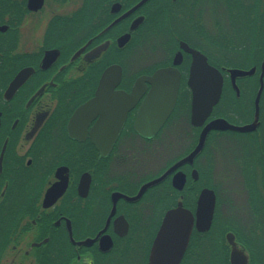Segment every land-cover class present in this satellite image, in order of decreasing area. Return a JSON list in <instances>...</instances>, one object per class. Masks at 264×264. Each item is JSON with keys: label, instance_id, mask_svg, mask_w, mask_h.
Instances as JSON below:
<instances>
[{"label": "flooded vegetation", "instance_id": "obj_1", "mask_svg": "<svg viewBox=\"0 0 264 264\" xmlns=\"http://www.w3.org/2000/svg\"><path fill=\"white\" fill-rule=\"evenodd\" d=\"M200 1L0 0V264H264V0H222L244 9L238 35ZM183 43L222 75L201 124ZM166 67L175 103L145 135L134 122ZM218 118L245 129L211 128L200 144ZM174 209L191 227L158 251Z\"/></svg>", "mask_w": 264, "mask_h": 264}, {"label": "water", "instance_id": "obj_2", "mask_svg": "<svg viewBox=\"0 0 264 264\" xmlns=\"http://www.w3.org/2000/svg\"><path fill=\"white\" fill-rule=\"evenodd\" d=\"M184 49L189 51L192 55V61L189 68L187 83L192 91L191 102V121L193 123L201 124L206 116L210 113L213 105L218 101L222 89V75L220 71L207 62V58L200 51L192 49L186 43L182 45ZM175 58V63L177 62ZM264 73V58L262 61ZM248 71H240L238 74H248ZM152 83L157 85L154 94L151 95L145 104L139 110L135 119V129L145 135L153 134L158 127L165 120L167 115L172 110L179 83L178 71L172 67L158 69L151 77ZM263 87V79L260 76L258 95ZM163 93L162 95L160 94ZM95 101L91 100L93 103ZM154 107V111L152 110ZM257 107V98H256ZM148 117H152L148 120ZM148 120V121H147ZM232 128L243 130L244 127H237L229 124L222 118L214 119L205 125L200 135V144L204 140L206 132L211 129ZM214 208V194L212 191H203L199 196L198 210L202 216V222L207 226L209 218ZM177 210L169 211L163 220L162 225L155 240V249L161 250L163 241L170 240L175 243L177 234L188 233L191 225L190 223L179 224L176 219ZM185 218V217H184ZM184 220V219H183ZM164 241V242H165ZM161 264V263H158ZM169 264H177V260L173 258Z\"/></svg>", "mask_w": 264, "mask_h": 264}, {"label": "rangeland", "instance_id": "obj_3", "mask_svg": "<svg viewBox=\"0 0 264 264\" xmlns=\"http://www.w3.org/2000/svg\"><path fill=\"white\" fill-rule=\"evenodd\" d=\"M246 1L250 2L251 0H246ZM199 7H200V10L205 9V14L210 17L211 21H213L214 24H215V22L220 21V17L224 14L223 17L226 20L225 26H226V29L228 30L227 32H230L231 34H234V35H238L240 33L239 29H240V25L243 21V17L238 16V14L235 15V13L238 12V8L241 10H244L242 6H240L238 8H237V6H235V7L229 6L227 9H225V8H223L222 0H201ZM200 10H198V11L201 13ZM255 22H256V24L259 22L257 18L255 19ZM263 24H264V21H263L262 25ZM180 28L183 30L182 27H180ZM158 33H159V31H158ZM194 37H196V36H194ZM263 38H264V27H263ZM156 40L157 39L154 38V39H152V41L147 42L146 46H144L143 48H146L148 45H151L152 43H153L152 44V46H153L156 43ZM205 40H206V38L204 37V41ZM195 41L201 42V39L195 38ZM145 50L140 51V53H144ZM263 50H264V44H263ZM139 57L140 56H138V58ZM210 59L212 60V57H210ZM125 60H127V58H125ZM213 62H215L219 65L224 64V62H222V59H213ZM236 62H238L237 58H236ZM136 64H137V66L139 65V63H136ZM216 179H217V177H216ZM227 182L229 184H232V179L229 178L227 180ZM240 196H242V197H240ZM244 196H245V194L239 188L237 189V187H235V190L232 193V198H233L234 204L236 205V210H239V204H242L241 201H243V202L245 201ZM217 199H218V197H217ZM221 205H222V207L220 209L218 208L217 210H223L224 209V211H225V209H227V203H226L225 207H224L223 203Z\"/></svg>", "mask_w": 264, "mask_h": 264}]
</instances>
